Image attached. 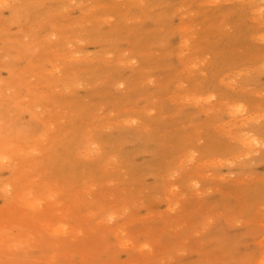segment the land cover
Here are the masks:
<instances>
[{
	"label": "rangeland",
	"instance_id": "1",
	"mask_svg": "<svg viewBox=\"0 0 264 264\" xmlns=\"http://www.w3.org/2000/svg\"><path fill=\"white\" fill-rule=\"evenodd\" d=\"M0 264H264V0H0Z\"/></svg>",
	"mask_w": 264,
	"mask_h": 264
}]
</instances>
